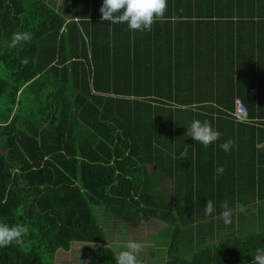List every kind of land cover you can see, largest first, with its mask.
Instances as JSON below:
<instances>
[{
  "label": "trees",
  "instance_id": "trees-1",
  "mask_svg": "<svg viewBox=\"0 0 264 264\" xmlns=\"http://www.w3.org/2000/svg\"><path fill=\"white\" fill-rule=\"evenodd\" d=\"M68 2L58 11L43 0H0V222L27 228L21 245L0 248V264H55L73 243L98 245L89 264H116L102 220L110 217L133 227L153 219L168 224L174 234L165 264H219L230 237L193 255L185 242L201 240L200 224L219 220L230 189L250 180L235 170L253 173L258 162L263 182L264 147L255 148L264 130L255 124L264 126V97L239 84L252 122L236 123L229 116L235 98L207 106L180 99L185 76L172 67L161 75L151 63L199 56L204 18L217 27L264 28V0H167L164 18L143 32L101 21L102 0ZM172 13L189 21L174 24ZM19 32L31 39L12 47ZM214 102L222 110L204 117L200 111ZM193 120L208 122L219 139L196 143L186 135ZM236 139L251 141L237 167ZM229 140L225 152L219 145ZM221 154L231 161L217 175ZM163 174L174 176L173 206L158 191ZM236 199L232 210L255 198Z\"/></svg>",
  "mask_w": 264,
  "mask_h": 264
},
{
  "label": "crops",
  "instance_id": "crops-1",
  "mask_svg": "<svg viewBox=\"0 0 264 264\" xmlns=\"http://www.w3.org/2000/svg\"><path fill=\"white\" fill-rule=\"evenodd\" d=\"M175 17V14L172 13L171 21L174 24L189 21L185 19L175 21ZM202 21L204 22V25L200 31L202 44V50L200 53L203 54V57L201 54L197 57L196 54L191 56L187 52L186 55H181L178 58L173 55V59L168 61L165 65L160 66L157 62H152V66H155L156 70H159L161 75H164L166 70L169 67H172L173 69H176L173 74L178 72V75L185 76L187 81L181 86L182 88H180V99H201L203 101H210L205 102L204 105L206 106L212 104L211 101H218L219 99L221 101H232L233 98L241 99L240 96H238L239 84H248L251 95H261L264 97V28H237L234 26L231 29L226 27V25L221 27L211 25L207 22V18H204ZM236 21L237 19L234 20V22ZM204 48L207 49L204 50ZM195 50L196 49L193 51ZM206 50L208 52H206ZM211 51H213V53H211ZM132 52L133 50H130V53ZM170 62H172L171 66H168ZM233 84L234 88H232ZM178 93L179 91H177L175 95ZM172 100H174V97ZM216 103L214 102L213 106H210L213 109L209 112H206L208 111L207 109H203L200 113L203 114L204 117L211 115L217 116L219 114L217 110H222V108H219L220 106ZM171 106L175 108L173 102H171ZM197 108L198 107L195 106V109ZM230 114L232 113L229 112V116ZM255 125L257 128L264 130V126ZM241 142L242 141L240 140L239 143L237 139L234 141L235 152H238L233 159L236 160V167L239 163L238 159L240 154L242 155V153H245V151L249 149L251 143V141H248V143ZM239 145L240 147H238ZM172 147L173 150L166 149V152H174L175 147ZM263 147L264 142H261L257 144L255 149L256 151H261ZM171 155L174 157L176 156L174 154ZM186 155L187 154L185 153L182 154L183 157ZM163 159L167 161V157ZM219 160H221V166L224 165V167L228 164V161H231V159L228 160V158H225L224 154H221ZM201 162L204 164L203 158ZM262 166L263 165H260L258 162H254V167L250 171L253 173H246L244 172L245 169L235 170L236 178L240 176L243 180H250L245 183H236L235 187L230 189V193L228 195L229 199L227 200V203L230 201L228 204L229 207L231 208L234 204H236V197H239L240 201H246L254 197V202L244 206L245 210L243 212H240L237 208L233 209L232 213H235V220L231 221L230 224L225 225L222 219H215L211 223L200 224L202 227L199 234V236H201V240H197V235H194V237L190 236L185 242L184 250L186 254L193 255L200 248L220 244L222 246L221 241L226 237H230L231 241L225 244L227 248L224 247L226 251L219 252V256L222 258L220 259L221 262L219 264H252L256 250L264 249V180L263 182L260 180L263 178L260 170L262 169ZM186 174L187 172L181 175ZM174 182V176L164 174L157 176L158 191L161 194H165L170 197L169 204L171 206H173V197L176 194V192H174L176 188ZM249 212H252L251 215L244 221L245 216ZM239 217L244 218L243 220H240ZM143 224H160L159 226L162 224L163 226L158 231H152L150 237L148 236L145 240H143V237L140 235L137 237V241L143 245V250L149 254V256L143 254L145 256L144 258L142 255L141 257L139 256L140 264H165L167 248L171 241L156 244L153 239L156 236L159 237L160 234L164 233V231H168L170 229L168 224L163 221L153 219L150 222H142L137 227H131L126 224L124 228L128 227L127 229H129L132 234H139L144 232L143 229L141 230ZM194 227L195 225L192 229ZM123 230L126 231L125 229ZM130 232L128 231V234L125 235L129 236ZM173 234L174 233L172 232V236ZM107 236L111 246L113 243L110 241L108 231ZM117 238H119L118 235ZM149 238L150 242L147 241ZM226 240H228V238ZM126 242L127 239L123 243L126 244ZM78 244L91 246L93 248L92 253H94L97 248L96 246H98L97 244L89 243H73L72 246ZM121 250H123V248H121Z\"/></svg>",
  "mask_w": 264,
  "mask_h": 264
},
{
  "label": "clouds",
  "instance_id": "clouds-1",
  "mask_svg": "<svg viewBox=\"0 0 264 264\" xmlns=\"http://www.w3.org/2000/svg\"><path fill=\"white\" fill-rule=\"evenodd\" d=\"M167 8V0H102L99 9L101 21H109L110 24H126L130 32L150 31L151 26L156 20L164 18ZM123 10V11H121ZM31 39L29 33H13L11 46L15 47L21 42H27ZM186 135L192 138L196 143L207 147L215 143L220 136L208 122L193 120L186 128ZM232 141H226L219 145L225 152L229 151ZM216 174L221 175L224 171L223 166L216 168ZM223 211L220 213L225 225L231 223L232 209L228 203L223 205ZM237 209L243 212L244 206L238 204ZM212 201H207L204 211L206 215L214 212ZM27 233V228L22 225L11 226L7 223L0 222V248L10 245L19 246L23 243V236ZM143 251L142 243L134 240L127 241L123 250L119 251L116 256V264H140L139 256ZM252 264H264V249H257Z\"/></svg>",
  "mask_w": 264,
  "mask_h": 264
},
{
  "label": "rangeland",
  "instance_id": "rangeland-1",
  "mask_svg": "<svg viewBox=\"0 0 264 264\" xmlns=\"http://www.w3.org/2000/svg\"><path fill=\"white\" fill-rule=\"evenodd\" d=\"M46 3H48L52 8H54L55 10L58 11H62L63 9H66V6H68L69 2L68 0H43ZM252 212H249L245 218L244 221L251 215ZM105 219H107L106 216H104ZM102 219V218H101ZM104 221V225L108 231L109 237H110V241L111 243V248L118 254L119 251H121V248H123V246L125 245V243H123L126 239L127 241H130L131 239H134L135 241H137V237L140 235L141 237H143V240H145L148 236L150 237V235L152 234V231H158L162 228V224L161 226H159L160 224H143V227H141V230L143 229V233H139V234H132V232H130L129 229L124 228V226L126 224H124L123 222H121L120 220H118L117 218H112L110 217V220H108L106 222V220L102 219ZM113 221V223H112ZM118 221V222H117ZM133 227V226H131ZM117 229V230H116ZM123 229H125L126 231H124ZM128 231L130 232L129 236L125 235L128 234ZM117 235L119 236V238H117ZM146 235V237H145ZM172 238V232L171 230L168 231H164L163 234H160V236H156L153 241L156 242V244H160L162 242H170ZM152 240V238H151ZM148 242H150V238L147 239ZM71 250L70 252H65L63 250H60L57 253L56 259H55V264H89L90 260L92 258V252H93V248L89 245H73L70 247ZM143 254H146L149 256V254L147 252H145L144 250L140 253V257L141 255L143 256V258L145 257ZM145 260V259H144Z\"/></svg>",
  "mask_w": 264,
  "mask_h": 264
},
{
  "label": "built area",
  "instance_id": "built-area-1",
  "mask_svg": "<svg viewBox=\"0 0 264 264\" xmlns=\"http://www.w3.org/2000/svg\"><path fill=\"white\" fill-rule=\"evenodd\" d=\"M249 112L244 103L240 99H236L235 109L232 112L233 120L240 123H250L252 120L250 119Z\"/></svg>",
  "mask_w": 264,
  "mask_h": 264
}]
</instances>
